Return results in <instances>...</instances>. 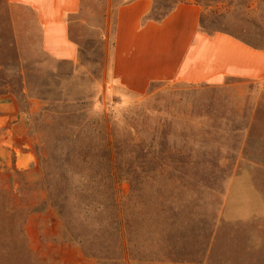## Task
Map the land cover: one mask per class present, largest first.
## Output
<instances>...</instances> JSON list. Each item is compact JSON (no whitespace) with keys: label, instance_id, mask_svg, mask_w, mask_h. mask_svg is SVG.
<instances>
[{"label":"rangeland","instance_id":"obj_1","mask_svg":"<svg viewBox=\"0 0 264 264\" xmlns=\"http://www.w3.org/2000/svg\"><path fill=\"white\" fill-rule=\"evenodd\" d=\"M124 1L81 0L79 14L69 22L77 59L56 62L36 49L26 54L33 57H19L11 12L0 0V100L14 103L18 111L15 120L0 123V186L30 208L24 224L28 264H264V221L246 227L224 214L228 193L230 209L238 206L232 211L239 213L241 201L255 203L256 196L241 200L237 189L264 188V171L233 169L238 163L241 168L244 159L264 158V88L239 80L219 86L163 82L135 95L113 85L109 69L114 11ZM154 1L162 10L196 3L204 30L225 31L264 47V0ZM104 133L114 137L124 207L135 210L140 203L139 191L131 187L137 186L140 175L143 178L141 202L147 216L141 242L127 235V261L85 254L68 240L53 209L39 210L46 195L37 184L36 154L50 155L54 168L62 170L69 151L96 145ZM158 190L165 209L175 207L161 217L153 216ZM256 203L263 205L261 200ZM188 206L195 218L184 240L176 239L183 229L170 231L165 225L159 230L172 212L181 216ZM202 218L206 226L200 224ZM168 234L170 243L164 241ZM104 245V253L120 254L117 245Z\"/></svg>","mask_w":264,"mask_h":264},{"label":"crops","instance_id":"obj_2","mask_svg":"<svg viewBox=\"0 0 264 264\" xmlns=\"http://www.w3.org/2000/svg\"><path fill=\"white\" fill-rule=\"evenodd\" d=\"M13 20L14 42L19 57L28 49L56 62H74L76 43L69 35V22L82 7L81 0H5ZM152 0H127L116 6L109 76L119 88L142 95L152 84L179 82L188 85H223L227 80L258 84L264 88V47H256L225 31L201 27L202 9L196 3H178L162 19L148 16ZM15 104L0 100V123L17 118ZM6 131H10L8 128ZM264 154V153H262ZM234 170L264 171V158L244 159ZM241 200L258 197V206L241 201L239 213L228 198L224 214L246 227L264 221V188H240ZM240 201V199H239ZM234 204V203H233ZM264 225V224H263Z\"/></svg>","mask_w":264,"mask_h":264},{"label":"trees","instance_id":"obj_3","mask_svg":"<svg viewBox=\"0 0 264 264\" xmlns=\"http://www.w3.org/2000/svg\"><path fill=\"white\" fill-rule=\"evenodd\" d=\"M152 1L153 8L148 16L152 20L162 19L176 5L162 10L156 1ZM113 139L112 134L104 133L98 138L96 145H89V148H84L79 153L69 151L65 155L67 167L62 170L54 168L53 159H49L50 155L45 152L37 153L40 169L37 184L46 195L39 210L53 209L60 219L68 240L78 244L85 254L100 260L127 261L128 249L125 246L130 242L127 235L131 233L135 242H141V233L147 216L145 205L141 202L143 178L140 175L137 186L131 187V190L139 191L136 195L140 203L136 205L135 210H131L129 206L124 207L120 203L119 183L116 176L118 169L115 168L118 153ZM76 160L79 161L78 165L73 164ZM144 171L139 173L144 174ZM14 172L17 175L22 173L17 170ZM21 190L22 187L18 190L19 195ZM157 196L153 216L161 217L166 211H174L175 207L171 208L173 205L166 208L169 210L165 209V200L159 190ZM14 197L13 193L0 186V264H28L31 260L24 229L30 208L17 203ZM188 207L181 216L172 212L159 230L161 231L162 228V231L165 230V225L170 231L174 228L183 229L177 233L176 239L184 240L192 233L191 228L190 230L188 228L195 218V212L190 206ZM138 218L141 220L139 223L130 221ZM158 223L156 221V225ZM200 224L206 226V219L202 218ZM163 236L164 234H161L157 238ZM199 236L203 237V226L200 227ZM209 237L208 235V239ZM158 239L156 243H159ZM164 241L170 243L171 234H168ZM206 241L207 236L204 244ZM104 244L117 245L120 254L115 256L108 252L104 253L103 251L106 250ZM206 246L207 244L204 248Z\"/></svg>","mask_w":264,"mask_h":264}]
</instances>
